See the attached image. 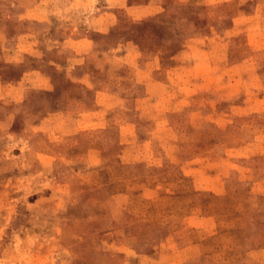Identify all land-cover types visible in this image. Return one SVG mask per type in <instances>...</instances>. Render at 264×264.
<instances>
[{"label":"rangeland","instance_id":"374dc122","mask_svg":"<svg viewBox=\"0 0 264 264\" xmlns=\"http://www.w3.org/2000/svg\"><path fill=\"white\" fill-rule=\"evenodd\" d=\"M0 264H264V0H0Z\"/></svg>","mask_w":264,"mask_h":264},{"label":"trees","instance_id":"16d2710c","mask_svg":"<svg viewBox=\"0 0 264 264\" xmlns=\"http://www.w3.org/2000/svg\"><path fill=\"white\" fill-rule=\"evenodd\" d=\"M81 70L79 74H76L77 71ZM70 81H75V83L80 84L84 89L96 90L97 83L85 64L76 65L71 73L66 74ZM91 82V84H86L85 82ZM79 114V113H78ZM80 115H76L75 119H80ZM262 236V235H261Z\"/></svg>","mask_w":264,"mask_h":264},{"label":"crops","instance_id":"0c3cea01","mask_svg":"<svg viewBox=\"0 0 264 264\" xmlns=\"http://www.w3.org/2000/svg\"><path fill=\"white\" fill-rule=\"evenodd\" d=\"M86 84H91V82H90V80H89V82H85Z\"/></svg>","mask_w":264,"mask_h":264}]
</instances>
